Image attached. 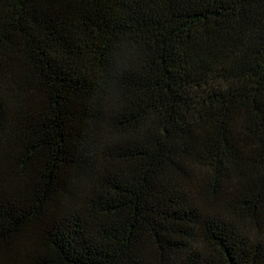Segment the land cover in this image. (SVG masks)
I'll use <instances>...</instances> for the list:
<instances>
[{
  "label": "trees",
  "instance_id": "obj_1",
  "mask_svg": "<svg viewBox=\"0 0 264 264\" xmlns=\"http://www.w3.org/2000/svg\"><path fill=\"white\" fill-rule=\"evenodd\" d=\"M0 113V264H264V0H0Z\"/></svg>",
  "mask_w": 264,
  "mask_h": 264
},
{
  "label": "snow or ice",
  "instance_id": "obj_2",
  "mask_svg": "<svg viewBox=\"0 0 264 264\" xmlns=\"http://www.w3.org/2000/svg\"><path fill=\"white\" fill-rule=\"evenodd\" d=\"M2 127H3L2 113H0V128H2ZM94 131H96V129H94ZM0 166H2V165H0ZM261 226L264 227V222H262Z\"/></svg>",
  "mask_w": 264,
  "mask_h": 264
}]
</instances>
